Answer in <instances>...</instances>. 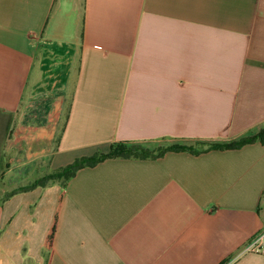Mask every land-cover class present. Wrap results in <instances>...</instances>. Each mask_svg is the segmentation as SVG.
<instances>
[{
	"label": "crops",
	"instance_id": "crops-1",
	"mask_svg": "<svg viewBox=\"0 0 264 264\" xmlns=\"http://www.w3.org/2000/svg\"><path fill=\"white\" fill-rule=\"evenodd\" d=\"M47 63L51 80L76 67L69 100L26 126ZM263 125L264 0H0V181L118 142L230 143ZM263 197L261 142L110 159L0 202V264H264L244 251Z\"/></svg>",
	"mask_w": 264,
	"mask_h": 264
},
{
	"label": "rangeland",
	"instance_id": "rangeland-1",
	"mask_svg": "<svg viewBox=\"0 0 264 264\" xmlns=\"http://www.w3.org/2000/svg\"><path fill=\"white\" fill-rule=\"evenodd\" d=\"M79 10L82 12L83 0H78ZM53 60L51 63L52 65ZM45 65V70L34 74L23 107L19 114V121L26 126H40L51 119L53 107L63 99L69 100V95L73 87V79L76 67H73L72 77H63L66 66H63L62 75L57 80H51L49 74L51 66ZM61 66V64H58ZM55 67V66H54ZM20 123V122H19ZM168 143L146 144L150 149H157L160 146H168ZM41 167L39 164L27 165L23 167H9L7 173L0 181V201L15 191L24 190L33 183L38 176ZM259 212L264 215V197L261 202Z\"/></svg>",
	"mask_w": 264,
	"mask_h": 264
},
{
	"label": "trees",
	"instance_id": "trees-1",
	"mask_svg": "<svg viewBox=\"0 0 264 264\" xmlns=\"http://www.w3.org/2000/svg\"><path fill=\"white\" fill-rule=\"evenodd\" d=\"M256 142L264 143V125L253 131L251 134L230 143L198 142L193 145L172 144L168 146H160L157 147V149H150L143 144L118 142L113 144L107 153H98L91 157L79 158L66 167L54 170L51 173L36 178L35 181L24 190L13 192L2 201L9 199L16 193L31 191L37 187H47L56 183L66 186L81 169L95 167L110 159L152 160L163 157L168 152H188L197 155L211 150H237Z\"/></svg>",
	"mask_w": 264,
	"mask_h": 264
},
{
	"label": "built area",
	"instance_id": "built-area-1",
	"mask_svg": "<svg viewBox=\"0 0 264 264\" xmlns=\"http://www.w3.org/2000/svg\"><path fill=\"white\" fill-rule=\"evenodd\" d=\"M244 251L264 256V230L246 244Z\"/></svg>",
	"mask_w": 264,
	"mask_h": 264
}]
</instances>
